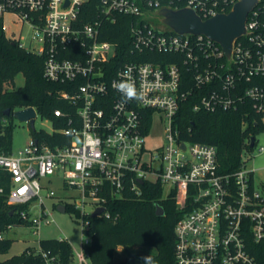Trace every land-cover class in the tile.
<instances>
[{"label": "built area", "instance_id": "built-area-1", "mask_svg": "<svg viewBox=\"0 0 264 264\" xmlns=\"http://www.w3.org/2000/svg\"><path fill=\"white\" fill-rule=\"evenodd\" d=\"M238 1L100 0L96 16L84 22L80 14L89 0H0L4 31L8 14L30 24L37 45L29 50L45 58V76L64 86L59 93L68 104L55 109L67 126L50 133L70 137L69 143L32 138L17 156L0 149V168L9 175L7 201L27 207L17 210L19 226L39 233L40 225L53 221L45 199L57 192L43 178L57 175L75 191L84 247L55 252L41 239L28 252L43 264H92L93 212L105 207L98 216L110 218V199L139 197L146 183L159 184L184 211L175 226L177 264H259L254 250L264 243V179L257 181L248 162L264 131V0L249 11L247 31L233 42L230 56L209 36L179 33L160 20L164 8H190L206 20L229 13ZM121 17L130 18L126 61L118 59L122 44L102 38L111 24L125 22ZM194 92L196 111L242 109L252 117L258 132L248 139L254 145L244 149L238 169L223 171L213 144L181 137L178 114ZM159 114L166 141L150 149L146 137Z\"/></svg>", "mask_w": 264, "mask_h": 264}, {"label": "trees", "instance_id": "trees-1", "mask_svg": "<svg viewBox=\"0 0 264 264\" xmlns=\"http://www.w3.org/2000/svg\"><path fill=\"white\" fill-rule=\"evenodd\" d=\"M100 0H89L80 18L84 22L91 21L98 12ZM123 24L110 25V30L102 34L103 39L118 41L120 44L118 59H129L127 50L129 36V17ZM0 18V149L12 152L13 124L9 117L14 111L27 107H35L44 118L52 121L56 128L66 127V122L55 115V109H67V102L60 97L64 86L48 80L44 73L45 58L28 49L20 41L6 34ZM23 74L25 83L16 87L17 77ZM188 85L192 77L187 75ZM182 103L178 114L177 126L181 137L193 141L209 143L216 146L220 167L223 171H233L241 166V155L244 149H251L247 143L251 136H256L258 128L252 123V117H245L242 109L238 111L194 110L199 102L198 92H194ZM11 113L5 115V110ZM7 122L4 123V120ZM248 119L249 124L244 123ZM33 138L44 140L50 145L57 142L69 143L70 137L45 130L33 129ZM6 192L0 193V235L10 229L9 226H19L22 221L17 217L18 209H26L25 205L18 207L7 201L9 175L0 168V187ZM107 209L111 217L105 215L92 217L89 231L92 237L88 252L92 264H146L145 257H151L153 264H177L175 260V226L184 211L180 210L174 197H164V190L159 184H145L141 196L130 194L128 197L110 199ZM65 203L64 200H62ZM66 209H70L65 203ZM164 208L162 215H157V206ZM16 209L12 213V211ZM44 248L66 254L72 251L70 243L58 239H42ZM12 240L0 238V253L9 251ZM148 247L153 250L133 252L131 248ZM254 250L259 264H264V243H257ZM122 248L126 252L123 260H116L115 255ZM29 247L21 254L0 260V264H43L40 256L28 252Z\"/></svg>", "mask_w": 264, "mask_h": 264}, {"label": "rangeland", "instance_id": "rangeland-1", "mask_svg": "<svg viewBox=\"0 0 264 264\" xmlns=\"http://www.w3.org/2000/svg\"><path fill=\"white\" fill-rule=\"evenodd\" d=\"M16 17L8 14L4 18V23L8 35H15L20 39L22 45L26 49H33L37 45V41L34 38V30L30 24H23L21 22H15ZM25 83V76L20 74L16 79V87H21ZM9 122L13 124V146L12 152L14 155H19L21 149H24L33 138V128L29 121H22L16 116L9 117ZM165 120L161 119V114L156 115L149 133L146 137L147 147L150 149H158L165 143ZM36 130H45L52 132L54 129L53 123L44 118L40 113L35 117ZM257 136V147L254 150V156L248 162V167L255 169L257 181L264 179V151H260L261 147H264V131H261ZM64 181L59 176H49L43 178L42 183L46 187L52 186L56 192L55 197H46L45 203L49 212H52L53 221L49 224H42L39 226V233H35L33 227L14 226L4 233V237L12 240V245L8 252L0 253V260H4L12 257L13 255L21 254L26 248H39V241L41 239H58L60 237L67 238L72 245L73 250L78 252L84 247V237L82 220L74 208V194L75 191L66 188ZM46 195V191H43ZM69 204L70 209L66 212H61L57 209V206L62 202ZM64 203V204H65ZM133 252H141L147 250H153L148 247H134L131 248ZM126 252L120 248L117 251L116 260H123L126 257Z\"/></svg>", "mask_w": 264, "mask_h": 264}, {"label": "water", "instance_id": "water-1", "mask_svg": "<svg viewBox=\"0 0 264 264\" xmlns=\"http://www.w3.org/2000/svg\"><path fill=\"white\" fill-rule=\"evenodd\" d=\"M69 1H67L68 3ZM257 0H239L234 9L229 13L218 14L209 19H202L193 9L183 8L179 10L164 8L160 11V20L167 25L175 28L179 33H203L212 40L219 42L228 56L231 54L232 45L235 40L241 37L246 30V20L249 11L256 5ZM5 115L11 113L10 109L5 110ZM14 116L22 121H29L31 127L35 128V117L37 110L35 107H27L14 111ZM252 138L251 146L254 145ZM185 147V145H184ZM143 183V181H140ZM61 212H66V205L61 203L57 206ZM105 210V207L97 208L92 216L96 217ZM13 213V211H12ZM157 215L164 213L161 205L157 206Z\"/></svg>", "mask_w": 264, "mask_h": 264}, {"label": "clouds", "instance_id": "clouds-1", "mask_svg": "<svg viewBox=\"0 0 264 264\" xmlns=\"http://www.w3.org/2000/svg\"><path fill=\"white\" fill-rule=\"evenodd\" d=\"M146 264H153V260L151 257H145Z\"/></svg>", "mask_w": 264, "mask_h": 264}]
</instances>
